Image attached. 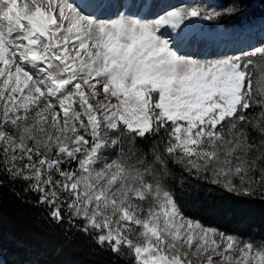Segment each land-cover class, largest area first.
Here are the masks:
<instances>
[{
	"label": "snow or ice",
	"instance_id": "1",
	"mask_svg": "<svg viewBox=\"0 0 264 264\" xmlns=\"http://www.w3.org/2000/svg\"><path fill=\"white\" fill-rule=\"evenodd\" d=\"M116 2L0 0V189L128 264H264V239L185 215L173 190L264 201V40L191 59L190 26L239 8Z\"/></svg>",
	"mask_w": 264,
	"mask_h": 264
},
{
	"label": "rangeland",
	"instance_id": "2",
	"mask_svg": "<svg viewBox=\"0 0 264 264\" xmlns=\"http://www.w3.org/2000/svg\"><path fill=\"white\" fill-rule=\"evenodd\" d=\"M142 2L143 7L141 8V0H135L137 8L133 10H139L141 15L151 12V14L155 16L157 13H161L165 5L168 6L169 3H175V6H179L182 3L189 2V0H142ZM201 2L205 3L209 7V10H211V8L219 10L230 5L240 9L237 15L221 18L225 21H231L246 16H251L253 19L242 26H225L218 24L221 19L217 21H206L207 24L203 27L199 26L198 22L191 25L184 42V46L186 47L181 50L183 54L191 59L212 60L216 58L214 55L213 58L204 57L206 55H202V53H200L199 56H195L193 48L197 45H204L214 38L205 34L203 32L204 30L212 32L215 29L218 30V28H221L224 31L237 34L240 29H243L247 25L256 22H264L263 7L252 2V0H201ZM123 3L130 5L133 3V0H123ZM119 6L120 0H117L109 11L115 13ZM144 10L145 13L142 14ZM262 40H264V28L252 34H248L244 36V38H237L228 42L225 41L222 45H229V47H231V50L228 52V55H231L242 48L259 44ZM173 190L176 200L185 215L199 220L205 225L218 228L226 233L246 238L250 237L254 241L264 239V209L259 207L258 202L251 201V198L237 197L215 186L199 183L197 181H191L183 187L173 185ZM193 264H196V261L193 262Z\"/></svg>",
	"mask_w": 264,
	"mask_h": 264
},
{
	"label": "trees",
	"instance_id": "3",
	"mask_svg": "<svg viewBox=\"0 0 264 264\" xmlns=\"http://www.w3.org/2000/svg\"><path fill=\"white\" fill-rule=\"evenodd\" d=\"M252 2L264 10V0ZM252 19H221L218 24L242 26ZM251 201L264 209V201ZM0 260L3 264H128L79 232L73 230L66 238L62 229L45 220L40 210L17 199L7 187L0 189Z\"/></svg>",
	"mask_w": 264,
	"mask_h": 264
},
{
	"label": "bare ground",
	"instance_id": "4",
	"mask_svg": "<svg viewBox=\"0 0 264 264\" xmlns=\"http://www.w3.org/2000/svg\"><path fill=\"white\" fill-rule=\"evenodd\" d=\"M174 4L169 3L168 6L165 5L163 10L168 9V8L176 5V4L175 5ZM144 8H146V7H144ZM144 13H145V10L142 12V14H144ZM206 24H207L206 21H198V25L201 27H203ZM263 28H264V22H256L254 24L245 26L243 29H240V31L237 34L236 33L232 34L230 32L224 31L221 28H218V30L215 29L212 32H207L206 30H204L203 32L205 34H207L210 37L212 36L214 38L212 41L206 42L204 45H197L195 48H193V50L195 51V56H199V54L202 53V55H206L204 57H207V58H213V55H214V57H216L215 59L222 58L223 56L228 55V52L231 50V47H229V45H222L223 42H225V41L228 42L230 40H234V39L242 38V37L244 38V36H246L248 34H252L253 32H256V31L261 30ZM185 47L186 46L182 47V49H185ZM195 261L196 260L194 259L193 262H195Z\"/></svg>",
	"mask_w": 264,
	"mask_h": 264
}]
</instances>
